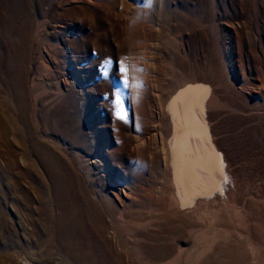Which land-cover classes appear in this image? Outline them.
Segmentation results:
<instances>
[{"label": "rangeland", "instance_id": "obj_1", "mask_svg": "<svg viewBox=\"0 0 264 264\" xmlns=\"http://www.w3.org/2000/svg\"><path fill=\"white\" fill-rule=\"evenodd\" d=\"M142 2L0 0V264H264V0Z\"/></svg>", "mask_w": 264, "mask_h": 264}, {"label": "water", "instance_id": "obj_2", "mask_svg": "<svg viewBox=\"0 0 264 264\" xmlns=\"http://www.w3.org/2000/svg\"><path fill=\"white\" fill-rule=\"evenodd\" d=\"M203 85L205 86V84H203ZM199 88H201L202 90H200V91L203 92V87L200 86ZM197 90H198V88H196V87H188V88L183 89L177 95V97L175 99V101H177V103L174 105V107H175L178 104V107L180 109L179 111L181 112V116L184 115V117H182V119L184 120L183 126L180 125L179 131L180 132L184 131L185 134L183 136L184 137L186 136L189 139L192 135L195 134L194 133L195 128H194V125L192 122V116H193V111L195 109L196 101H197L198 97L203 95L202 93H198ZM169 113H170V110H169ZM204 143H205V141H204ZM208 151L209 152L206 154V156H207L206 160H208L213 155L212 152H210V150H208Z\"/></svg>", "mask_w": 264, "mask_h": 264}, {"label": "bare ground", "instance_id": "obj_3", "mask_svg": "<svg viewBox=\"0 0 264 264\" xmlns=\"http://www.w3.org/2000/svg\"><path fill=\"white\" fill-rule=\"evenodd\" d=\"M194 84V85H193ZM196 84L195 83H189V85H187L186 87H184L183 89L185 88H188V87H194ZM174 97V96H173ZM200 100V99H199ZM172 104L169 105V109L167 108L166 109V115H167V118H169V121H172L171 123V127H170V134H169V138H172L173 139V144H181V142L183 141V135L185 134L184 131L180 132L179 131V127L180 125L183 126V122L184 120L182 119V117H184V115L181 116V112L179 111V107H178V104L174 107V105L176 103H170ZM169 110H170V113H169ZM195 114V113H194ZM198 114V113H197ZM193 118H192V122H193ZM8 127V126H7ZM7 130V129H6ZM198 130V129H197ZM2 131V129H1ZM196 131V130H195ZM4 133V132H3ZM197 134V133H196ZM3 135V134H2ZM192 137V136H191ZM186 140V139H185ZM211 140V139H210ZM169 142V141H168ZM171 144V143H170ZM206 144V143H205ZM172 148V147H171ZM180 149V148H179ZM172 154V153H171ZM218 163V162H217ZM198 172V171H197ZM200 180V179H199ZM220 180V179H219ZM227 180V179H226ZM222 181V180H221ZM230 181V180H229ZM232 184V183H230ZM224 186V185H223ZM192 188V187H191ZM225 189H227L228 191H231V193L233 194V185H226L224 187ZM204 189V186L202 185V183H199L197 184V188H195V192L197 193V195L200 197V198H203L204 195L206 196L207 194H210V192L208 190ZM226 191V190H225ZM187 193V192H186ZM204 194V195H203ZM209 197V195L207 196ZM182 202V201H181ZM229 202V201H228ZM221 203V202H220ZM214 204V203H213ZM225 207V206H224Z\"/></svg>", "mask_w": 264, "mask_h": 264}, {"label": "snow or ice", "instance_id": "obj_4", "mask_svg": "<svg viewBox=\"0 0 264 264\" xmlns=\"http://www.w3.org/2000/svg\"><path fill=\"white\" fill-rule=\"evenodd\" d=\"M118 70L124 73V79L121 82V86L124 89H127V87L129 86L128 79H127L128 69L125 66V67H120ZM140 86L141 85H137V87H140ZM121 97H122V93L120 92V90H116L115 103H116V106H117V110H116L115 114H116L118 119L128 120L129 116H130V112L126 108V106L124 105L123 100H122Z\"/></svg>", "mask_w": 264, "mask_h": 264}, {"label": "clouds", "instance_id": "obj_5", "mask_svg": "<svg viewBox=\"0 0 264 264\" xmlns=\"http://www.w3.org/2000/svg\"><path fill=\"white\" fill-rule=\"evenodd\" d=\"M154 4L155 0H143V2L137 6L138 11L129 18V25L132 26L140 22H146L150 19Z\"/></svg>", "mask_w": 264, "mask_h": 264}]
</instances>
